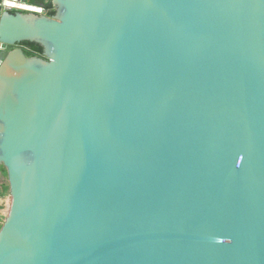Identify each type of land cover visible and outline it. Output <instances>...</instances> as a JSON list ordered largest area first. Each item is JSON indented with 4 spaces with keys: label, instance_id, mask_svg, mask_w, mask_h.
Here are the masks:
<instances>
[{
    "label": "water",
    "instance_id": "1",
    "mask_svg": "<svg viewBox=\"0 0 264 264\" xmlns=\"http://www.w3.org/2000/svg\"><path fill=\"white\" fill-rule=\"evenodd\" d=\"M4 1L0 264H264V0Z\"/></svg>",
    "mask_w": 264,
    "mask_h": 264
},
{
    "label": "built area",
    "instance_id": "2",
    "mask_svg": "<svg viewBox=\"0 0 264 264\" xmlns=\"http://www.w3.org/2000/svg\"><path fill=\"white\" fill-rule=\"evenodd\" d=\"M4 2L6 3L7 0H5ZM19 2L21 4L27 5L29 7H35V6H31V5L27 4L23 0H19ZM2 8H3V11H9L11 13H18V12L23 13V14L30 13V12H27L25 10L10 9L7 4H5ZM37 8L41 11L42 15L49 16V11H47L46 9H44L42 7H37ZM22 49H24L25 52H29V50H27L25 47H23ZM36 56H41V55H35L33 57H36ZM6 188H8V192L6 191ZM0 195H1V197L3 195H5V197H6L4 212H6V215L8 216V213H9V210L11 207V196H10V189L8 187L6 172L1 166H0Z\"/></svg>",
    "mask_w": 264,
    "mask_h": 264
},
{
    "label": "trees",
    "instance_id": "3",
    "mask_svg": "<svg viewBox=\"0 0 264 264\" xmlns=\"http://www.w3.org/2000/svg\"><path fill=\"white\" fill-rule=\"evenodd\" d=\"M27 4L35 7H42L49 11V16L50 17H55L56 16V11L55 8L52 4V2H45L44 0H23ZM29 52H26L28 57H33L35 55H44V51L41 47L35 46V45H30V44H25L23 45Z\"/></svg>",
    "mask_w": 264,
    "mask_h": 264
},
{
    "label": "bare ground",
    "instance_id": "4",
    "mask_svg": "<svg viewBox=\"0 0 264 264\" xmlns=\"http://www.w3.org/2000/svg\"><path fill=\"white\" fill-rule=\"evenodd\" d=\"M6 4L10 9H16V10H25L28 12L30 8L34 9L35 7H29L27 5H23L19 2V0H7Z\"/></svg>",
    "mask_w": 264,
    "mask_h": 264
},
{
    "label": "crops",
    "instance_id": "5",
    "mask_svg": "<svg viewBox=\"0 0 264 264\" xmlns=\"http://www.w3.org/2000/svg\"><path fill=\"white\" fill-rule=\"evenodd\" d=\"M44 1L45 2H48V1L52 2V0H44ZM5 199H6L5 195H3L2 197L0 195V228H2V226L4 225V222L7 218L6 212H4V206H5V201H6Z\"/></svg>",
    "mask_w": 264,
    "mask_h": 264
},
{
    "label": "rangeland",
    "instance_id": "6",
    "mask_svg": "<svg viewBox=\"0 0 264 264\" xmlns=\"http://www.w3.org/2000/svg\"><path fill=\"white\" fill-rule=\"evenodd\" d=\"M51 2V1H48V3ZM6 191L8 192V188H6Z\"/></svg>",
    "mask_w": 264,
    "mask_h": 264
}]
</instances>
